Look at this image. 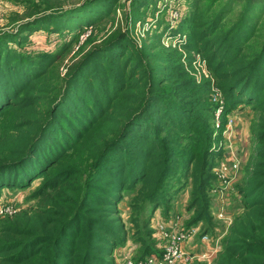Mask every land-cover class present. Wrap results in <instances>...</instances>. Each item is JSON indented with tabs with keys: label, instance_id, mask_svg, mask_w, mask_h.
Here are the masks:
<instances>
[{
	"label": "trees",
	"instance_id": "obj_1",
	"mask_svg": "<svg viewBox=\"0 0 264 264\" xmlns=\"http://www.w3.org/2000/svg\"><path fill=\"white\" fill-rule=\"evenodd\" d=\"M117 1L96 0L102 9L78 22L51 56L14 43L24 46L30 27L57 21L56 13L0 35V197L4 188L41 180L28 207L0 219V264H118L117 251L129 241L138 246L137 258L156 252L157 242L141 232L128 237L119 208L126 192L131 222L150 233L143 210L169 212L190 186L189 226L201 223L213 234L215 169L225 155L220 142L229 114L242 107L253 112L257 145L236 181L239 212L215 256L194 264H264V39L251 42L264 20V0L195 1L168 28L180 47L205 58L211 75L200 81L182 62L191 55L162 45L165 29L157 43L138 48L122 27L85 49L99 34L89 35L62 75L83 25L108 19ZM53 29L72 28L58 21ZM214 91L224 100L218 127Z\"/></svg>",
	"mask_w": 264,
	"mask_h": 264
},
{
	"label": "rangeland",
	"instance_id": "obj_2",
	"mask_svg": "<svg viewBox=\"0 0 264 264\" xmlns=\"http://www.w3.org/2000/svg\"><path fill=\"white\" fill-rule=\"evenodd\" d=\"M195 1L201 3V5H209L206 0H149L148 2H143L142 0H118L116 5H114L115 11H113V14L108 19L103 20L93 28L83 25L84 30L74 42L71 53L67 55L61 63L62 75H65L67 64L71 63L72 58L75 57L76 54L74 53L81 49L80 45L83 47L86 45V43H83L89 35H95L96 33L97 35L99 34L95 38L97 41L94 40L93 42L87 44L85 49L90 48L95 43H102L105 39H107V37L111 36V34H113L118 27H122L123 30H128L132 42L138 48L152 42L157 43L159 40L157 39L156 34H159L158 32H162L164 29L166 30L164 34L169 33V27L176 28L180 24L183 17L189 13L190 5ZM225 2L226 0L218 3V5H224ZM41 3H45L46 5H42ZM101 4L103 5H98L96 0H0V35L9 31L17 32L19 26L23 23L34 20L39 15L45 16L47 14L56 13V17H58L57 21L55 20V17H52L46 20H40L36 25L30 27L32 30L29 29L27 31V38L23 43L24 46L18 47L19 44L16 41V43H14V47L17 49H24L25 52H29L33 55L51 56L60 51V47L63 43L71 40L72 31L77 28L78 22H82L86 19H92L93 16H95L94 14H97V12L102 9L105 4L103 2ZM28 7L31 9L29 10ZM49 8L50 10H47ZM33 10H36L38 13L30 15L29 13ZM58 21H61L62 23L67 22L72 29H64L60 32H55L53 26ZM42 24H47V27L49 28H44ZM257 30L258 31L256 32L254 38L251 39V42L259 44L264 39V20H262V22L258 25ZM164 34L161 39L163 46L168 49H177L185 56L191 55L193 57L192 60L184 59L182 61L185 69L192 76L200 81L204 77H209L211 75L206 60L201 54L191 53L187 49L180 47L178 44L175 45L174 42L179 40L178 36L170 34L172 37L170 39H166V35L164 36ZM181 39L186 41L185 36L181 37ZM77 58L78 57H76V59ZM217 94L219 95L220 93H218V91H214L213 96ZM220 96H218L217 101L213 99L215 103H217V127L220 124V114L224 106L222 94H220ZM219 109H221L220 112H218ZM252 117L253 112L250 107L235 108V110H233L228 116V121L225 127L226 129L223 132L224 140L220 142V144L225 147V155L219 164H222V162L237 160L240 166V171L237 173L236 179L233 180L234 184L231 188L229 187L227 191H224L223 195L225 198L222 197L225 203L226 201L228 202L227 210L231 214L239 212L240 208V201H238V195L235 192L236 181L242 177V168L249 160L254 147L257 145V141L253 138L250 132V122ZM230 119L233 123H231ZM228 143H230L233 147H226ZM40 181V179L34 181L27 189L4 188L0 197V219L8 214L16 213L20 210V208L28 207L32 203L28 200V198L40 184ZM190 192V186L182 189L177 194L175 200L171 203V210L169 212H166L165 208L161 207L159 209L160 215L157 216V211L155 214H152L150 205L143 210V213L141 214L142 224L143 221H146V219L149 218V216L151 217L149 227L153 231L150 233L146 232L143 226H141L140 231H137L136 226L131 222V195L127 192L124 193L123 199L119 204V208L121 210V216L124 220L130 240L134 234L136 235L137 232H141L140 235H142L149 243L157 242L158 244L159 241L155 228L156 224L161 220H172L177 224L178 228L182 229L189 227L202 228L201 223L189 226V223L193 218V211L188 210V205L191 200ZM214 197L216 198L215 195ZM218 206L221 207V204L216 201L213 209L214 214L218 213ZM224 224L225 223L222 220H219L218 225L215 226L216 229L213 231V234L211 233L212 239H215V241L219 244L220 239L227 232ZM198 242L200 241H194V246L199 245ZM211 245L213 247L215 246V242L213 240L211 241ZM129 249H134L135 253H137L136 250L138 249V246L137 244L135 245L129 241L125 246L119 248L117 253L119 251L125 252Z\"/></svg>",
	"mask_w": 264,
	"mask_h": 264
},
{
	"label": "built area",
	"instance_id": "obj_3",
	"mask_svg": "<svg viewBox=\"0 0 264 264\" xmlns=\"http://www.w3.org/2000/svg\"><path fill=\"white\" fill-rule=\"evenodd\" d=\"M166 39H170V33L164 34ZM175 45L178 44L174 42ZM220 93V92H218ZM221 94V93H220ZM220 94L213 96L215 101L218 100ZM221 97V96H220ZM221 100V98H220ZM219 100V101H220ZM221 109L218 110L220 112ZM231 123L233 121L230 119ZM232 147L230 143L226 147ZM218 176V184L214 189L216 201L221 204L218 206L219 211L215 213L218 220H222L226 225V229L233 221V214L228 212V202L222 199L225 198L224 191L229 188L232 180L236 179L237 173L240 171L239 162L233 160L231 162H222L216 169ZM225 204V205H224ZM159 221V220H158ZM157 221V222H158ZM156 235L159 243L157 251L153 252L144 258H137L134 249L119 251L116 255L118 264H194L198 260H209L213 258L219 248V243L212 239L211 234L203 232L200 227L178 228L177 224L172 220H161L156 224ZM199 240L201 243H211L213 240L215 246L211 245L210 249L196 251L192 248L194 241ZM195 247V246H194Z\"/></svg>",
	"mask_w": 264,
	"mask_h": 264
},
{
	"label": "crops",
	"instance_id": "obj_4",
	"mask_svg": "<svg viewBox=\"0 0 264 264\" xmlns=\"http://www.w3.org/2000/svg\"><path fill=\"white\" fill-rule=\"evenodd\" d=\"M233 147V146H232ZM234 184V181L232 180L231 184H230V188L232 187V185ZM233 190V189H231ZM214 192V191H213ZM215 195V193H214ZM214 203H216V199H214ZM160 215V210L158 209L157 210V216ZM160 220V219H159ZM199 245H196L195 247L192 246V248L196 251H202V250H205V249H210L211 248V243H201V242H198Z\"/></svg>",
	"mask_w": 264,
	"mask_h": 264
}]
</instances>
